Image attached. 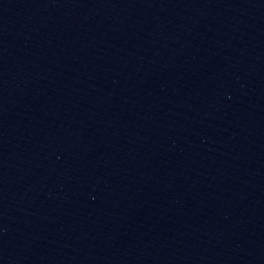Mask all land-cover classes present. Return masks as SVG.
Segmentation results:
<instances>
[{"label":"water","instance_id":"obj_1","mask_svg":"<svg viewBox=\"0 0 264 264\" xmlns=\"http://www.w3.org/2000/svg\"><path fill=\"white\" fill-rule=\"evenodd\" d=\"M0 264H264V0H0Z\"/></svg>","mask_w":264,"mask_h":264}]
</instances>
